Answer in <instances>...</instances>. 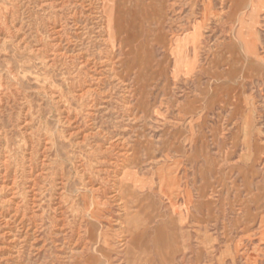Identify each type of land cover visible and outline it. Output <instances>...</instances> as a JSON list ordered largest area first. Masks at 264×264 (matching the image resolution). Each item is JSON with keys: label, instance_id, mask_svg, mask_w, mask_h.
<instances>
[{"label": "rangeland", "instance_id": "1", "mask_svg": "<svg viewBox=\"0 0 264 264\" xmlns=\"http://www.w3.org/2000/svg\"><path fill=\"white\" fill-rule=\"evenodd\" d=\"M119 2L138 18L129 45L84 12L76 22L57 14L61 51L78 68L82 58L91 60L81 79L73 76L76 67L47 68L12 39L0 41V163L5 147L11 166L21 163L24 135L17 124L28 109L34 142L46 135L56 143L49 171L64 170L66 196L76 199V209L53 223L48 179L36 216L28 209L7 212L12 241H0V264H264V0ZM43 14L34 0H0V25L21 27L29 42ZM47 83L62 91L71 118L88 106L94 116L65 125L59 104L43 92ZM79 89L92 90L80 103ZM76 125L80 135L98 132L92 143L127 142L131 156L118 173L122 178L127 170L134 180L126 214L113 205L81 218L88 191L75 164L87 158L89 145L66 137ZM123 226L138 233L132 245Z\"/></svg>", "mask_w": 264, "mask_h": 264}, {"label": "bare ground", "instance_id": "2", "mask_svg": "<svg viewBox=\"0 0 264 264\" xmlns=\"http://www.w3.org/2000/svg\"><path fill=\"white\" fill-rule=\"evenodd\" d=\"M34 1L36 2L37 10L39 9L43 11L44 16L42 15L43 18H41L42 21L39 25L40 29L36 28L33 32V42L27 41L24 34L22 36L21 34H19L21 27L16 28V26H11L9 24V21V23L2 24V26L0 25V41L6 40V38L12 39V42H14L16 48H19L21 50H29L30 52H28L31 53V55L36 58H41L43 60L42 64L47 68L57 65V63L61 64L64 67L73 66L76 67V70H78L73 76H77V79H81L82 74L79 73V71H82L83 67L91 61L88 58H82V60L79 62L82 65L78 68L75 64L74 58L71 55H67L65 52L61 51L59 39L61 37V33L64 32V25L60 23L61 18L57 15L59 11L66 12L67 17L69 19H72L74 22H76L78 18L80 19V16H77L78 11L84 12V16L87 18L91 17L92 19H95V24H98L100 26V30L106 32V34L111 36L113 35L112 33L114 31L117 36H122V43L125 42L129 45L134 40L131 31H133L134 28L138 27V18L135 14V11H132L131 8H122V3H120L119 0H111V4L108 8L102 5H97V1L99 0ZM127 1L128 0H124V4ZM245 1L246 0H239L240 3H244ZM247 1L250 2V0ZM41 29L43 31H41ZM108 41L109 40L107 39V43ZM111 64H107V66H110L109 71L111 72V74L113 73L115 77L121 78V80L123 81L124 78L121 75L119 76V74L115 71L114 66H111ZM128 90L125 88L124 92H128ZM90 91L92 90L79 89L77 94L75 93L77 99L79 100V103L83 101L84 96H86V94H88ZM43 92L46 94V96H49L51 99H53L54 102L59 104L57 111L61 116L62 114H65L64 117H62V120H64L63 123H66L65 125L73 124L74 120L72 121V119L80 116L81 114L82 116L85 115L84 120H86V117L92 118L94 116V112L89 111L88 109L90 106H88V109L84 108L82 110L81 107L79 110H76V116L71 118L69 110L70 108L66 107L67 101L61 90L54 91L52 85L47 83L43 89ZM126 112L131 115L129 110H127ZM24 113V116H22L23 118H21V120L17 124V129H21V133L24 135V140L21 143V148L23 151L21 163L19 164L17 162V166H11L10 158L12 155L7 150L8 147H5L4 152L2 153L3 162L2 164L0 163L2 165V171L0 172V192H5V197L0 199L2 204V207L0 209V241L1 244L3 243L7 245L12 240L9 238V232L7 233L8 225L6 222L8 221H6L4 215H7V212L13 210V216H16L20 212L24 213V210L28 209L34 216H36L37 210L41 209L39 208V201L42 200V197L44 195L43 184L46 180L51 179V181L54 183L51 185L52 194L50 195V205L51 207H53L51 210V221L53 223L59 224V222L64 220L62 216L65 213L67 214L69 211L71 213V211L76 209L74 205L76 199L71 196H66L65 190L68 186L69 178L67 177V175H65L64 170L60 168V171H57L55 173H51L49 171L52 163L48 159V154L53 149H55L56 143L51 140L52 138L46 135L42 138H36L37 140L36 142H34V134L32 133V131H28L31 120H27V118H25L27 114H29L28 109ZM71 128L72 131L68 132V134L66 135L68 140L69 138H72L73 141L76 139L74 143L76 145H80V147L85 144L89 145L86 149V157L89 159L93 158L92 164L88 163L87 158H80L79 163L75 164V171L79 175L80 182L83 185L81 187L88 191L84 195V197H82L83 200H81V218L83 219V221H87L88 218H96L99 214L102 213L103 210H106L109 207L111 208L113 205L121 206L126 214L128 211L127 209L129 208V200L134 197V191L133 189H131V185L134 183V180L132 178V174L128 173L127 170L122 171V178L118 177V173L121 169L120 165H124L127 161H129L128 155H130L131 153L129 152V147H127L126 145L127 142H123V139H119V137H116V139L115 137H111L106 141L107 144L101 141L98 143H92L88 141V139H90L91 137L96 138L98 132L89 131L85 132L83 135H80L82 134L81 127L76 125ZM29 204H31V206H28ZM18 222L20 223V221ZM16 225L18 226V224ZM130 226H132L131 223ZM123 229V231L129 234L130 245L135 243L137 241L138 233L134 234V232L132 233L129 230H125L124 226ZM87 232L89 233L87 235L92 238L89 228L87 229ZM104 238L106 239L105 236Z\"/></svg>", "mask_w": 264, "mask_h": 264}]
</instances>
